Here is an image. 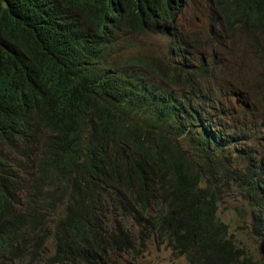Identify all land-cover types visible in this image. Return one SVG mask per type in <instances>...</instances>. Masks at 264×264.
Returning <instances> with one entry per match:
<instances>
[{
    "label": "trees",
    "instance_id": "16d2710c",
    "mask_svg": "<svg viewBox=\"0 0 264 264\" xmlns=\"http://www.w3.org/2000/svg\"><path fill=\"white\" fill-rule=\"evenodd\" d=\"M190 10L203 43L180 28ZM148 33L162 50L135 48ZM235 33L264 49V0H0V264H120L151 237L188 264H264L217 215L240 198L264 239V128L224 69Z\"/></svg>",
    "mask_w": 264,
    "mask_h": 264
},
{
    "label": "rangeland",
    "instance_id": "374dc122",
    "mask_svg": "<svg viewBox=\"0 0 264 264\" xmlns=\"http://www.w3.org/2000/svg\"><path fill=\"white\" fill-rule=\"evenodd\" d=\"M180 28L188 38L194 37L200 43L205 29L208 28L207 20H196L195 12H192L188 23L179 20ZM195 34H192V33ZM223 34V33H222ZM224 37H227L223 34ZM246 35L235 33L228 38V49L231 47L232 55L228 57V63L234 67L233 73L239 79H233L235 89L244 88L249 103L250 116L243 120L247 128H264V49L251 52L239 45L246 40ZM135 48L144 53H156L164 48L165 41L157 36H140L133 38ZM219 87V83L215 85ZM220 102L229 108V113L223 119L230 126H234L237 112L241 106L235 97L221 96ZM217 215L219 219L227 223L229 232L235 243L243 248L255 259H262L259 252V243L262 238L257 237L251 231L249 225V213L243 200L234 196H224L218 204ZM53 250L49 239L44 248V254L49 255ZM113 259L120 264H188L183 255H178L166 244H159L154 237L146 243L144 251L137 257L122 254Z\"/></svg>",
    "mask_w": 264,
    "mask_h": 264
},
{
    "label": "clouds",
    "instance_id": "9594fccd",
    "mask_svg": "<svg viewBox=\"0 0 264 264\" xmlns=\"http://www.w3.org/2000/svg\"><path fill=\"white\" fill-rule=\"evenodd\" d=\"M192 12H195L194 10H190L189 12H187L186 13V22L188 23V21H189V18H190V16H191V14H192ZM195 14H196V12H195ZM196 20H199L198 19V15L196 14ZM148 35L149 36H157V35H155V34H150V33H148ZM226 46H228V42H225L224 43ZM241 48H245V49H247V50H249V51H251V52H254V50L250 47V45H249V43H248V40L246 39V40H244L240 45H239ZM212 47L214 48V45H204V46H202L201 48H200V50H203V49H206V48H208L209 49V51L212 49ZM261 49H263L262 47H260L259 48V50H261ZM228 52V49H220L219 50V53L221 54V55H225V54H228L227 53ZM227 58H228V55H227ZM228 59H227V62H226V65L224 66V69H225V72H226V74H227V77H230V78H232V79H237V77H236V75H234V73H233V68L234 67H232L229 63H228ZM264 240V239H263ZM262 241V240H261ZM260 241V242H261Z\"/></svg>",
    "mask_w": 264,
    "mask_h": 264
},
{
    "label": "water",
    "instance_id": "95a60500",
    "mask_svg": "<svg viewBox=\"0 0 264 264\" xmlns=\"http://www.w3.org/2000/svg\"><path fill=\"white\" fill-rule=\"evenodd\" d=\"M259 252L262 256V259L264 260V240L259 243Z\"/></svg>",
    "mask_w": 264,
    "mask_h": 264
}]
</instances>
